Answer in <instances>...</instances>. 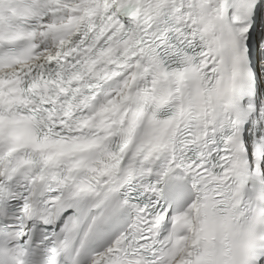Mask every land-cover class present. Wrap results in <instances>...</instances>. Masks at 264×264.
<instances>
[{"label": "snow or ice", "instance_id": "snow-or-ice-1", "mask_svg": "<svg viewBox=\"0 0 264 264\" xmlns=\"http://www.w3.org/2000/svg\"><path fill=\"white\" fill-rule=\"evenodd\" d=\"M0 264H264V0H0Z\"/></svg>", "mask_w": 264, "mask_h": 264}]
</instances>
